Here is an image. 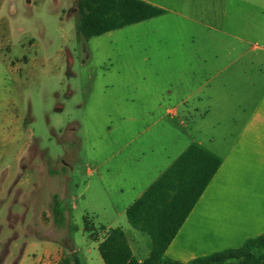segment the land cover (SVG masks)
Segmentation results:
<instances>
[{
    "label": "rangeland",
    "instance_id": "374dc122",
    "mask_svg": "<svg viewBox=\"0 0 264 264\" xmlns=\"http://www.w3.org/2000/svg\"><path fill=\"white\" fill-rule=\"evenodd\" d=\"M149 1L165 13L85 40L78 0H0V264L40 258L33 231L62 246L60 258L96 264L86 216L100 239L111 218L151 248L123 206L190 145L225 151L262 99L250 57L216 74L251 46L237 37L264 31V0Z\"/></svg>",
    "mask_w": 264,
    "mask_h": 264
},
{
    "label": "crops",
    "instance_id": "0c3cea01",
    "mask_svg": "<svg viewBox=\"0 0 264 264\" xmlns=\"http://www.w3.org/2000/svg\"><path fill=\"white\" fill-rule=\"evenodd\" d=\"M144 1L162 8L155 2ZM259 29L261 28L257 30ZM253 37L255 40H250L246 36L236 38L241 44L249 43L251 46L241 47L238 58L231 60L224 68L218 71L216 76L228 73L238 61L250 57L249 62H244L248 63L249 66H247L257 73L259 82L260 78L261 80L263 79L264 31L259 30L254 33ZM245 63H242L244 64L243 67L246 66ZM240 73L250 79L249 76H246V71L242 70ZM248 73H251L250 70H248ZM214 77L210 79L208 85H211ZM230 81V79L226 81L229 86ZM213 93L214 86H211V99H213ZM193 109L195 114L197 113L198 115L209 113L208 109L203 111H199L196 107H193ZM197 145L219 157L222 160V165L166 251L167 258L184 264L199 258L208 257L217 252L241 248L249 239L264 235V94L249 114L246 124L241 126L236 138L226 147L225 151L215 147L208 148L201 143ZM141 161L142 159H138L136 163H133L137 165L135 171L132 169V174L135 175L133 177L134 180H143L149 174V172H145L146 170H144L145 168ZM167 169L160 170L158 176L145 190L139 192L132 202L123 206L120 215L126 214L129 206L158 180ZM99 179L102 181L101 174ZM36 188L37 183H33V196L37 190ZM120 189L121 194L124 195L123 188ZM60 200L62 201L61 198ZM34 210L35 208H33ZM34 218L35 215H33V221ZM114 221L109 218V221L106 220V224H100V226L105 227L107 230L116 228L118 226L112 223ZM127 237L135 258L139 262L145 261L149 257L151 250L149 241L143 239L138 233H132L131 236L127 235ZM102 239L94 242L96 250H98ZM36 242H40L42 245L43 253L40 258L33 260V264H50L46 261L50 257L55 258L56 256L57 262L54 264H57L63 258L58 256L62 255L64 249L62 246L47 238H39L37 232L33 231V243ZM95 263L104 264L102 258L100 261L97 255L95 256Z\"/></svg>",
    "mask_w": 264,
    "mask_h": 264
},
{
    "label": "trees",
    "instance_id": "16d2710c",
    "mask_svg": "<svg viewBox=\"0 0 264 264\" xmlns=\"http://www.w3.org/2000/svg\"><path fill=\"white\" fill-rule=\"evenodd\" d=\"M77 33L85 40L161 16L165 10L144 0H78ZM222 160L197 144L191 145L126 211L130 226L149 236V257L139 262L121 227L110 228L98 251L104 264H184L166 257V251L217 174ZM53 212L66 221L65 206L54 195ZM85 232L100 238L85 217ZM104 228V227H103ZM57 264H80L65 256ZM187 264H264V235L244 246L214 253Z\"/></svg>",
    "mask_w": 264,
    "mask_h": 264
}]
</instances>
